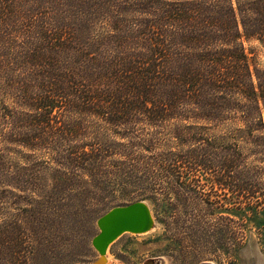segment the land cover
Segmentation results:
<instances>
[{
	"label": "trees",
	"instance_id": "obj_1",
	"mask_svg": "<svg viewBox=\"0 0 264 264\" xmlns=\"http://www.w3.org/2000/svg\"><path fill=\"white\" fill-rule=\"evenodd\" d=\"M22 1L0 0V80L18 85L20 109L0 111V171L19 143L54 154L48 163L63 171L50 170L52 185L90 193L123 179L125 150L142 149L161 181L229 178L237 210L260 217L264 244V171L255 167L264 162V71L251 72L241 43L264 46V0H235V9L231 0H154V31L143 37L159 40L138 53L131 24L108 16L105 0L75 6L53 27L39 18L19 24ZM5 100L0 90V106ZM81 119L92 120L96 144L41 138L65 127L58 121ZM133 187L131 196L146 198L147 189Z\"/></svg>",
	"mask_w": 264,
	"mask_h": 264
},
{
	"label": "rangeland",
	"instance_id": "obj_2",
	"mask_svg": "<svg viewBox=\"0 0 264 264\" xmlns=\"http://www.w3.org/2000/svg\"><path fill=\"white\" fill-rule=\"evenodd\" d=\"M101 1L23 0L19 24L39 18V23L53 27L57 21L70 20L69 11L75 6L85 4L89 7L99 5ZM254 1L257 0H251ZM153 2L105 0L110 11L108 16L131 24L136 45L134 53L144 51L147 46L153 49L154 38L159 40L157 33L148 44L143 37L151 29L154 31ZM231 2L235 9V0ZM95 16L100 20L106 18L100 14ZM169 33L174 39L179 38L173 30ZM145 37L146 40L149 38ZM241 43L251 72L254 69L264 71V46L256 38L243 37ZM30 66L29 61L22 63L18 74L24 75ZM0 90L7 96L0 111H19L14 100L19 93L18 85L7 82L3 85L0 80ZM91 122V119L58 121L57 124H65V127L48 129L41 138L64 135L81 143L91 139L94 142L97 132L90 128ZM27 131L39 139L40 131L37 135L32 134V130ZM210 134L213 138L219 137V133ZM73 145H57L61 147H54L53 152L62 154L60 149ZM125 154L129 161L125 163L123 179L111 178L112 182L106 188L75 193L63 186L52 185L48 179L50 170L63 171L48 163L54 156L51 151H34L19 143L10 146L2 157L5 169L0 171V264L92 263L98 258L91 245L93 237L99 233L96 221L111 209L134 202L147 205L154 225L145 234H123L114 241L106 254L114 264H144L156 258L164 259L163 264H264V244L261 245L257 232L261 219L256 217L255 220L247 211L240 213L237 210L234 184L229 178L224 180L207 174L195 180L184 177L178 182L161 181L154 177V164L147 161L151 153L129 148ZM136 156L139 158L137 163H132ZM255 165L264 171V162ZM66 168L72 170L71 165ZM263 181L257 183L263 185ZM136 184L147 189L146 198L129 194Z\"/></svg>",
	"mask_w": 264,
	"mask_h": 264
},
{
	"label": "water",
	"instance_id": "obj_3",
	"mask_svg": "<svg viewBox=\"0 0 264 264\" xmlns=\"http://www.w3.org/2000/svg\"><path fill=\"white\" fill-rule=\"evenodd\" d=\"M153 220L144 202H134L127 206L115 207L96 221L99 233L93 237L91 245L98 258L89 264H107V249L123 234L142 235L152 230ZM164 259H150L144 264H162ZM200 264H213L202 262Z\"/></svg>",
	"mask_w": 264,
	"mask_h": 264
},
{
	"label": "bare ground",
	"instance_id": "obj_4",
	"mask_svg": "<svg viewBox=\"0 0 264 264\" xmlns=\"http://www.w3.org/2000/svg\"><path fill=\"white\" fill-rule=\"evenodd\" d=\"M107 254V253H106ZM107 257V256H106ZM113 260H110V258H107V264H114L113 262H112ZM115 262V261H114ZM163 263H164V261H163ZM162 263V264H163ZM212 263V262H211Z\"/></svg>",
	"mask_w": 264,
	"mask_h": 264
}]
</instances>
